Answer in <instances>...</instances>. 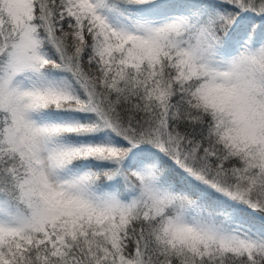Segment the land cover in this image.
Returning a JSON list of instances; mask_svg holds the SVG:
<instances>
[{"label": "snow or ice", "instance_id": "snow-or-ice-1", "mask_svg": "<svg viewBox=\"0 0 264 264\" xmlns=\"http://www.w3.org/2000/svg\"><path fill=\"white\" fill-rule=\"evenodd\" d=\"M0 264H264V0H0Z\"/></svg>", "mask_w": 264, "mask_h": 264}]
</instances>
